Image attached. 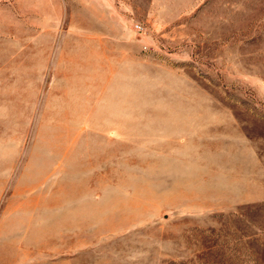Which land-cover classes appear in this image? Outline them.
Listing matches in <instances>:
<instances>
[{
	"label": "rangeland",
	"instance_id": "obj_1",
	"mask_svg": "<svg viewBox=\"0 0 264 264\" xmlns=\"http://www.w3.org/2000/svg\"><path fill=\"white\" fill-rule=\"evenodd\" d=\"M0 264H264V0H0Z\"/></svg>",
	"mask_w": 264,
	"mask_h": 264
}]
</instances>
